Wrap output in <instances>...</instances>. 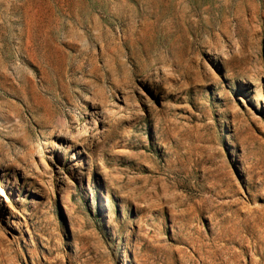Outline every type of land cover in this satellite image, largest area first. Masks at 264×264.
<instances>
[{
    "label": "rangeland",
    "instance_id": "rangeland-1",
    "mask_svg": "<svg viewBox=\"0 0 264 264\" xmlns=\"http://www.w3.org/2000/svg\"><path fill=\"white\" fill-rule=\"evenodd\" d=\"M0 264H264V0H0Z\"/></svg>",
    "mask_w": 264,
    "mask_h": 264
},
{
    "label": "bare ground",
    "instance_id": "bare-ground-1",
    "mask_svg": "<svg viewBox=\"0 0 264 264\" xmlns=\"http://www.w3.org/2000/svg\"><path fill=\"white\" fill-rule=\"evenodd\" d=\"M120 107V106H119ZM118 109H120V108H118ZM108 110V109H107ZM106 110V111H107ZM116 110V109H115ZM105 111V112H106ZM109 111V110H108ZM110 112V111H109ZM112 112H114L113 110H112ZM116 112V111H115ZM107 113V112H106ZM110 114H111V112H110ZM106 119V118H105ZM108 120V119H107ZM110 121V120H109ZM108 122V121H107ZM95 124H96V122H95ZM96 126V125H95ZM85 129H88V127H86ZM85 132V131H84ZM70 135H72V134H70ZM74 138L72 137V139H71V141L73 140ZM70 146H72V143H71V145ZM14 185V184H13ZM27 213V212H26Z\"/></svg>",
    "mask_w": 264,
    "mask_h": 264
}]
</instances>
